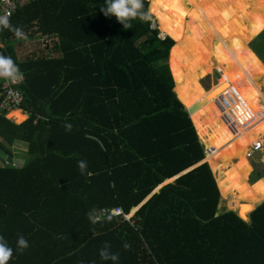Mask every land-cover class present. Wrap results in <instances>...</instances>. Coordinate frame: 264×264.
I'll list each match as a JSON object with an SVG mask.
<instances>
[{
  "label": "trees",
  "instance_id": "1",
  "mask_svg": "<svg viewBox=\"0 0 264 264\" xmlns=\"http://www.w3.org/2000/svg\"><path fill=\"white\" fill-rule=\"evenodd\" d=\"M104 3L38 0L19 10L13 25L54 39L44 54L19 59L20 40L0 31L5 54L25 74L21 108L29 115L0 117V153L12 159L20 142L32 157L13 166L0 154V235L13 249L18 234L29 243L9 264H113L99 255L105 241L118 264H264V174L249 184L243 169L250 149L264 146V85L233 66L260 61L227 45L245 46L251 23L262 30L264 15L254 9L264 8L145 0L158 28L135 19L125 29L101 12ZM201 4L205 13L191 20ZM175 47L188 69L179 84ZM216 70L205 88L201 77ZM79 160L91 175L81 174ZM118 206L141 231L88 219L92 209Z\"/></svg>",
  "mask_w": 264,
  "mask_h": 264
},
{
  "label": "rangeland",
  "instance_id": "2",
  "mask_svg": "<svg viewBox=\"0 0 264 264\" xmlns=\"http://www.w3.org/2000/svg\"><path fill=\"white\" fill-rule=\"evenodd\" d=\"M206 1H207V3H211L214 0H205V2ZM242 1L249 4V6L252 9H254L255 6H258L260 8H264V3H262V5H260L256 0H248V2L245 0H242ZM148 3H149V0H148ZM200 6L201 7L198 8V10H201V9L203 10L205 4H203V5L201 4ZM254 10H257L264 15V9H261V10L254 9ZM202 13L203 14L205 13V9L203 11L194 12V14H192L190 16V19L191 20L193 18L196 19ZM153 19L154 18L151 19V28L157 29L158 24L154 21V26H153V21H152ZM245 32L249 36V41L245 46L241 43L240 40H233V42L229 41L227 45L229 47H231L232 50L237 49V51L241 54L244 52L243 49H245V47H246L249 51H251L252 54H254L258 58V60L260 61V65L253 64V67H252V63H250L249 66L243 67V66H240L239 64H237L235 62L233 64V66H234V68H236L237 73L239 74V77H242V79H245L247 81L255 80L256 82H260V84L264 85V28L262 30L258 29V27L256 25H253L251 23V24H249V26L245 30ZM160 37H161V34H159V38ZM52 39L53 38H49V36L46 35L43 38H41V37L35 38L34 37L32 39L23 40L24 42H20V43L17 41H13V45L15 47V53L19 58H25L28 55L44 54L43 52H47V49L49 46H54L55 41ZM48 41H49V45H48ZM242 46H244V47H242ZM175 51L180 56L176 47H175ZM180 58L182 59V62H183L181 70L184 73L182 75L179 72L178 68L176 67V64L172 63V70H173L174 75L177 78V84L181 83L185 79L187 71H188L187 64H186L185 60L181 56H180ZM243 59L245 61V56L243 57ZM244 61H242V62H244ZM218 78H219V73L216 70L215 71V77L213 75H205V76L201 77V83L203 84V86L205 88H209L211 86V84L213 83V81L217 80ZM263 94H264V87H263ZM260 100H262L261 97H259L257 101H260ZM15 121H17V120H15ZM17 122H19V123H17ZM17 122H15V123L21 124L24 121H17ZM262 148H263V151H260ZM262 148L259 150H256L254 147H252L250 149V152H249V158H248L249 161H247L246 164L243 165L244 173L246 174L244 176V180L249 184L254 183L257 179H259V177L261 175L264 174V162L260 161V159H262V156L264 153V146H262ZM27 149H28L27 143L17 142L13 147V151L16 155L12 159L8 155H5L3 152H1L0 154L4 155L5 165H13V166L22 165L23 166L24 164H26L32 160V157L29 156L27 153ZM212 166L216 171L215 172L213 170L215 172V176L217 179V172L220 170L222 164H221V162L218 161V162H214L212 164ZM217 182L221 188V193L223 196V192H225V190L221 187L218 179H217ZM222 202H223V205H221V203H220L221 206L219 207V210H220V208L222 210H225L227 208L226 207L227 201L225 199H223ZM219 212L223 213L221 210ZM250 214L248 216V221H250Z\"/></svg>",
  "mask_w": 264,
  "mask_h": 264
},
{
  "label": "clouds",
  "instance_id": "3",
  "mask_svg": "<svg viewBox=\"0 0 264 264\" xmlns=\"http://www.w3.org/2000/svg\"><path fill=\"white\" fill-rule=\"evenodd\" d=\"M100 10L106 17L115 16L125 29L131 28L132 20L140 19L142 21H148L152 18L151 5L146 8L145 0H105ZM10 15L9 12L0 14V31L7 29L11 31L17 39L27 40V35L23 26L13 25L10 20ZM161 38H163V34H161ZM23 75L19 65L13 58L0 52V79H7L10 83L16 84L23 79ZM64 127L66 131L70 132L72 131L73 125L71 123H66ZM77 164L81 174L87 173L88 165L86 160H79ZM87 174L91 175V173ZM113 214L117 213L114 212ZM87 215L91 222H96L97 217L95 215V209L90 210ZM108 219L111 220L112 215H110ZM28 247V240L23 234H18L16 249H13L7 239L0 235V264H9L15 251L22 253ZM124 247L127 248L128 245L125 244ZM99 255L104 261L110 260L113 264H118L119 254L111 251L110 242L105 241L103 243V246L99 250ZM81 264H85V262L81 261Z\"/></svg>",
  "mask_w": 264,
  "mask_h": 264
},
{
  "label": "built area",
  "instance_id": "4",
  "mask_svg": "<svg viewBox=\"0 0 264 264\" xmlns=\"http://www.w3.org/2000/svg\"><path fill=\"white\" fill-rule=\"evenodd\" d=\"M37 1L38 0H0V14L9 12L11 14L10 18H12L19 10ZM26 35H27V39H32L34 37L37 38L36 35L34 36H32V34H26ZM49 38H52V37L49 36ZM165 38L166 36H164L161 39H165ZM14 41H17L19 43L24 42L23 40L18 41L16 39H14ZM8 43H9L8 41L0 42V52L5 54L4 50L7 48ZM48 45H49V41H48ZM24 81H25V74L23 75V79L17 82L16 84L10 83L7 79H0V117L3 116L5 113H7V116H8L12 111H15L18 109L22 110L25 114H27L21 108V105L24 102V95L22 92L21 85L23 84ZM27 116L29 117V115ZM8 118L10 117L8 116ZM260 146L261 144L258 143L257 145L254 146V148L256 150H259L262 148ZM114 212L117 214H113ZM95 215L97 217L96 222L98 223L106 222V221L108 222L116 221V222H123V223L129 222L132 226L136 228L137 231L142 230V226L139 224V220L136 218L130 219V217L128 216V214L126 213L125 209L122 206L112 207V208H103V209L98 210L95 213ZM110 215H112L111 220L108 219Z\"/></svg>",
  "mask_w": 264,
  "mask_h": 264
},
{
  "label": "bare ground",
  "instance_id": "5",
  "mask_svg": "<svg viewBox=\"0 0 264 264\" xmlns=\"http://www.w3.org/2000/svg\"><path fill=\"white\" fill-rule=\"evenodd\" d=\"M17 112H20L22 115H25V113L24 112H21V110L20 109H18V110H15V111H12L11 113H14V114H16ZM14 119H15V115H14V117H13ZM16 120V119H15Z\"/></svg>",
  "mask_w": 264,
  "mask_h": 264
},
{
  "label": "water",
  "instance_id": "6",
  "mask_svg": "<svg viewBox=\"0 0 264 264\" xmlns=\"http://www.w3.org/2000/svg\"><path fill=\"white\" fill-rule=\"evenodd\" d=\"M188 113H189V115H190V111H188ZM193 167H195V166H193ZM193 167H192V168H193ZM190 169H191V168H190Z\"/></svg>",
  "mask_w": 264,
  "mask_h": 264
},
{
  "label": "crops",
  "instance_id": "7",
  "mask_svg": "<svg viewBox=\"0 0 264 264\" xmlns=\"http://www.w3.org/2000/svg\"><path fill=\"white\" fill-rule=\"evenodd\" d=\"M18 57V56H17ZM19 58V57H18ZM19 59H21V58H19ZM28 115V114H27Z\"/></svg>",
  "mask_w": 264,
  "mask_h": 264
}]
</instances>
